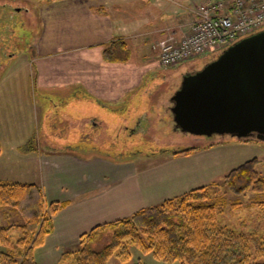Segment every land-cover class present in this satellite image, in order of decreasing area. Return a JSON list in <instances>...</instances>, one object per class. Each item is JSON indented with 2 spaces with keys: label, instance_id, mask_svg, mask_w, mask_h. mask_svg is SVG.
Listing matches in <instances>:
<instances>
[{
  "label": "rangeland",
  "instance_id": "1",
  "mask_svg": "<svg viewBox=\"0 0 264 264\" xmlns=\"http://www.w3.org/2000/svg\"><path fill=\"white\" fill-rule=\"evenodd\" d=\"M97 1L100 3V0H0V181L41 183L39 177L40 175L45 177L46 167L52 169V166H55L47 161L42 150L44 152L50 146L61 150L71 142L69 82L72 79L87 77L86 83L90 90L88 93L93 94L88 96V99L94 100L102 94L103 91L100 90L104 85L100 84L96 66L91 65L87 71L85 65L88 63L84 64L82 61L85 53L93 56L92 59L98 57L103 49L98 42L109 39L100 38L99 28L103 26V22L92 17L96 14L92 13L90 8ZM193 1L195 9L204 4ZM234 1L210 2H221L224 6L233 5ZM250 1L252 3L253 0ZM222 11L226 12L225 9ZM242 12L247 14L245 9ZM253 12L255 10L250 9L249 13ZM260 13L249 15L248 21L253 22L255 18H259ZM170 34L174 32L167 36ZM228 44L229 42H226L223 48ZM223 48L214 51H221ZM210 53L213 52L189 60L191 64L189 67L191 69L201 67ZM131 63L144 65V68L142 71L139 70L136 76L130 75L131 70L121 74V84L124 83L121 91L130 102L140 100L146 94L143 90L152 85L149 78L146 81L147 76L144 73L151 70L152 66L157 70L155 82L160 83L163 77L166 79L160 88L161 96L167 94L169 96L175 90L176 84L180 81L179 76L185 70V64L159 66L154 53L145 60L133 57ZM128 77L133 80H129ZM157 110L163 114L165 109L159 107ZM130 114L131 112L127 115L131 127L134 115ZM166 114L167 122L157 123L160 131L150 129L143 136L128 139L124 138L123 132V138L116 140V146L118 145L116 151L119 150L120 143L122 144L120 148L122 155L117 157L128 159L132 168L138 174L144 171V179L151 182L153 188L149 189L148 193L153 194V202L150 205H158L164 199L176 196H171L173 191L170 190H173L171 188L174 185L177 187L179 173V177L182 178V171L186 170L184 178L187 181L189 173L192 175L195 171H201L200 176L192 175L197 183L185 191L201 185L210 187L215 196L224 195L226 203L241 202L235 209L229 210L227 206L222 209L219 215L222 221L235 226L237 223H243L250 230L261 224L264 220V204L259 205L255 201L264 202L263 194L249 189L236 195L228 191V187L224 185V176L244 161L255 159V168L264 178V140L252 137L241 139L228 134L206 137L182 133L169 126L168 118L171 116L169 111ZM103 139L105 142L102 140L99 147L106 151L112 140ZM210 143L213 145L206 147ZM187 147L196 148L192 153L182 157L165 153L166 149L178 150ZM94 149L99 150L95 147ZM145 154H148L146 156L148 158L141 157ZM40 163L46 164V167L43 166V174L39 167ZM64 166L68 168V165ZM64 174L69 177V172ZM62 180L65 182L63 178ZM56 198L60 199V196ZM20 222L21 218L16 211L0 208V225ZM77 243L71 249L75 248ZM98 246L99 244L96 245ZM67 250L70 249L61 251L58 242H43L34 251L35 260L37 264H57L63 252ZM130 253V259L125 262L119 261L113 255L107 264H180L178 261L161 262L150 253H143L133 246L130 247ZM69 262L68 259L64 264Z\"/></svg>",
  "mask_w": 264,
  "mask_h": 264
},
{
  "label": "crops",
  "instance_id": "2",
  "mask_svg": "<svg viewBox=\"0 0 264 264\" xmlns=\"http://www.w3.org/2000/svg\"><path fill=\"white\" fill-rule=\"evenodd\" d=\"M192 1L100 0V3L98 1L96 4L93 3L94 5L90 8L91 12L96 14L92 16L93 19L103 22V26L99 28L100 38L109 39L98 42L103 46L98 57L92 59L93 56L85 53L82 61L84 64L88 63L85 65L87 71L91 65L96 66L100 84H103L104 88L100 90L103 91L102 94L91 100L87 98L93 95L88 93L90 90L86 83L87 77L72 79L69 82V90H71L69 96V138L71 140L69 141L71 142L69 146H64L61 150L51 146L44 152L40 149L47 161L55 166L51 165L53 167L51 169L46 167V164L40 163L41 173L43 174V166L47 168V171L45 177L39 174L41 183H35L42 188L46 201H68V204L53 216V229L46 236L44 243L55 241L59 243L61 251L71 249L78 242L79 235L94 225L128 216L153 202V194L148 193L149 189L153 188L151 182L144 179V171L138 174L128 159L117 157L122 155L120 149L122 144L120 143L119 150L116 151L118 147L116 140L123 138V132L124 138L128 139L143 136L150 129L160 131L157 123L167 122L166 112L170 113V96L173 91L169 96L168 94L161 96L160 88L166 79L163 77L160 83L155 82L157 70L152 66L151 70L144 69L147 76L144 77L146 81L149 78L152 85H148L143 90L146 94L140 100L130 102L121 91L124 84H121V74L131 70L130 75L136 76L139 70H143L144 65L132 64L133 57L145 60L154 53L157 62L156 45L160 40L169 33L174 32L176 37H180L191 30L195 19L194 11L191 9L194 6ZM206 1L217 0H194L193 2ZM222 1L228 3L230 0ZM112 41L120 43L118 52L106 50ZM188 61L180 63V65L185 64V70L180 74V79L182 74L196 69L193 67L191 69ZM172 69L176 68L172 67ZM128 79L132 78L128 77ZM159 107L165 109L163 114L157 110ZM130 112V116L134 115L131 127L127 115ZM168 119L169 126L174 128L171 117ZM103 138L112 140L106 151L99 147L102 140L105 142ZM90 140L93 141L90 142ZM93 143L97 145L94 146ZM146 156L145 154L141 157L148 158ZM64 164L68 165V168ZM68 172L69 177L64 174ZM185 173L186 170L182 171V178L179 177L180 173L178 174L177 187L174 185L171 188L173 189L170 190V192L173 191L171 196L194 186L197 182L192 175L200 176L201 171H195L192 175L189 173L187 181L184 178ZM57 196H60V199H57Z\"/></svg>",
  "mask_w": 264,
  "mask_h": 264
},
{
  "label": "trees",
  "instance_id": "3",
  "mask_svg": "<svg viewBox=\"0 0 264 264\" xmlns=\"http://www.w3.org/2000/svg\"><path fill=\"white\" fill-rule=\"evenodd\" d=\"M109 44L108 52L119 51V42ZM195 148L165 153L188 155ZM224 185L236 195L251 189L264 197V178L255 168V159L232 168L224 176ZM215 195L201 185L94 225L79 235L76 247L64 251L57 264L68 259L69 264H107L113 255L125 262L131 257V246L165 263L264 264V220L251 230L243 223L222 221V209H235L241 202L229 204L224 195ZM67 204L66 200L46 201L36 183L0 181V208L13 209L21 218L18 224L0 225V264H37L34 251L52 231L53 216Z\"/></svg>",
  "mask_w": 264,
  "mask_h": 264
},
{
  "label": "water",
  "instance_id": "4",
  "mask_svg": "<svg viewBox=\"0 0 264 264\" xmlns=\"http://www.w3.org/2000/svg\"><path fill=\"white\" fill-rule=\"evenodd\" d=\"M170 101L182 133L264 140V28L182 74Z\"/></svg>",
  "mask_w": 264,
  "mask_h": 264
},
{
  "label": "built area",
  "instance_id": "5",
  "mask_svg": "<svg viewBox=\"0 0 264 264\" xmlns=\"http://www.w3.org/2000/svg\"><path fill=\"white\" fill-rule=\"evenodd\" d=\"M222 9L224 6L221 2L206 3L197 7L195 9L197 17L190 32L180 38L168 35L165 40L158 43L159 64L175 65L194 56L206 54L240 35L259 28L258 25H264V0H253L252 3L250 0H235L226 12ZM244 9L247 14L242 12ZM250 9L255 12L250 14ZM257 13H260L259 18L249 22V15Z\"/></svg>",
  "mask_w": 264,
  "mask_h": 264
}]
</instances>
